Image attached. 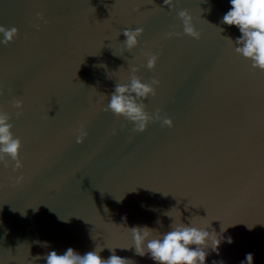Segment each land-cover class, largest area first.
Here are the masks:
<instances>
[{
	"label": "water",
	"instance_id": "water-1",
	"mask_svg": "<svg viewBox=\"0 0 264 264\" xmlns=\"http://www.w3.org/2000/svg\"><path fill=\"white\" fill-rule=\"evenodd\" d=\"M229 7L0 0V27L17 30L0 45V111L22 162L0 163V264H45L50 250L84 254L96 244L105 259L116 248L127 264H153L135 254L128 227L162 233L171 218L222 235L206 264H241L247 253L264 264V71L235 53L240 33L220 22ZM181 10L199 39L184 34ZM138 27L137 46L125 50L123 30ZM132 68L144 83L159 81L145 111L172 127L153 120L136 132L106 110Z\"/></svg>",
	"mask_w": 264,
	"mask_h": 264
},
{
	"label": "clouds",
	"instance_id": "clouds-1",
	"mask_svg": "<svg viewBox=\"0 0 264 264\" xmlns=\"http://www.w3.org/2000/svg\"><path fill=\"white\" fill-rule=\"evenodd\" d=\"M163 3L171 8V0H163ZM228 3L230 7L220 22L226 26H234L240 33L235 42L228 38L233 43L235 53L250 61L252 68L264 71V0H228ZM177 16L183 24L184 34L199 39L200 33L194 29L189 13L181 10ZM219 29L220 32L223 31L222 28ZM142 31L143 29L139 27L123 30L125 39L122 44L125 50L131 51L137 46ZM16 35L17 30L14 27L7 29L0 27V45L9 44ZM156 60V55H150L146 67L154 68ZM131 71L132 75L127 83H116L108 97L106 110L130 122L134 126L133 131L136 132H143L147 124L153 120H159L162 127H172L173 122L170 118L161 119L158 111L151 115L145 111L143 100L155 95L154 86L158 85L159 81L152 79L150 83H144L134 74L136 68H132ZM15 106L19 110L22 103L17 101ZM17 114L19 115V112ZM11 129L9 115L0 111V163L5 160L11 161L13 170H16L22 167L19 158L21 140L13 135ZM81 139L82 136H77L76 143H80ZM156 223L161 222L158 219ZM128 229L135 254L140 257L147 255L153 264H206L207 250L211 249L218 254L219 245L225 241L219 239L222 235L211 231L207 226L190 221L187 224L182 221L174 222L172 218L169 230L162 233L147 225ZM227 242L231 243V239L227 238ZM104 248L106 247L96 244L91 251L80 254L72 247H68L59 254L56 250H50L42 258L45 264H127L129 259L116 255V248H107L111 254L106 259L103 258L100 253ZM36 258L41 259L39 255ZM214 262L220 264L223 261H213V264ZM241 264H253L252 254L247 253Z\"/></svg>",
	"mask_w": 264,
	"mask_h": 264
}]
</instances>
